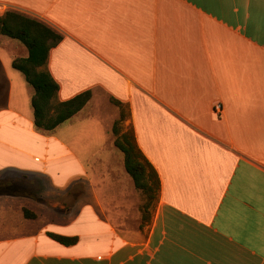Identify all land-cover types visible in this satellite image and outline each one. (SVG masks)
<instances>
[{"label":"crops","instance_id":"1","mask_svg":"<svg viewBox=\"0 0 264 264\" xmlns=\"http://www.w3.org/2000/svg\"><path fill=\"white\" fill-rule=\"evenodd\" d=\"M10 9L62 34L57 101L92 96L38 128L12 65L27 48L0 35V264H264V0H0ZM113 99L160 179L143 222Z\"/></svg>","mask_w":264,"mask_h":264},{"label":"trees","instance_id":"2","mask_svg":"<svg viewBox=\"0 0 264 264\" xmlns=\"http://www.w3.org/2000/svg\"><path fill=\"white\" fill-rule=\"evenodd\" d=\"M0 35H6L22 43L28 51L27 56L15 57L14 68L20 70L34 92L31 103L34 109V121L38 128L53 129L81 110L92 96L91 90H85L74 97L57 101L58 82L47 68L51 48L60 42L62 34L44 21L17 10H6L0 14ZM113 102L120 107L119 117L112 130L116 135L114 144L123 152L126 171L132 177L134 185L145 196L144 208L150 202H156L159 196L160 179L157 171L137 145L134 130L128 127L120 130L118 124L126 117L125 110L116 99ZM153 200V201H152ZM26 217L34 213L25 209ZM64 243L73 244L77 236L52 234Z\"/></svg>","mask_w":264,"mask_h":264},{"label":"rangeland","instance_id":"3","mask_svg":"<svg viewBox=\"0 0 264 264\" xmlns=\"http://www.w3.org/2000/svg\"><path fill=\"white\" fill-rule=\"evenodd\" d=\"M22 46H24V45H22ZM23 48H25V47H23ZM108 109V108H107ZM112 109H113V111L115 112V108L113 107H110L109 106V109H108V111H109V113L111 112L112 113ZM125 113H126V108H125ZM127 114V113H126ZM118 117H119V115H118ZM117 117V118H118ZM116 118V119H117ZM115 119V120H116ZM125 119H126V117H125ZM125 119L124 120H122V121H120L119 122V124H118V127H119V129L122 131V130H125V129H127L128 127H129V125H126L125 124ZM115 120H114V122H115ZM114 122H113V124H114ZM113 124H112V127H113ZM112 134H113V138L115 139V137H116V135L113 133V130H112ZM132 180V179H131ZM133 182V181H132ZM135 195H139V198H140V200H141V204H140V209H141V219H142V222H143V220L145 219V212L146 211H148L150 208H152L153 207V204H154V202H150L149 203V206H147L146 208H144L143 206H144V202H145V196H144V194L142 193V191L140 190H137V191H135ZM153 201V200H152ZM48 203L50 204V200H48Z\"/></svg>","mask_w":264,"mask_h":264}]
</instances>
